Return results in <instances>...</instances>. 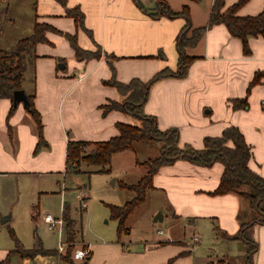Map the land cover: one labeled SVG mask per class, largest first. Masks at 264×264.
Returning a JSON list of instances; mask_svg holds the SVG:
<instances>
[{"label":"crops","instance_id":"crops-1","mask_svg":"<svg viewBox=\"0 0 264 264\" xmlns=\"http://www.w3.org/2000/svg\"><path fill=\"white\" fill-rule=\"evenodd\" d=\"M139 1L146 9L152 8L155 2ZM163 1L173 12L187 7L192 28L207 23L213 4V0ZM236 1L224 0V5L229 7ZM25 5L32 9L27 24L31 32L36 22L49 24L64 34L74 35L77 46L83 50L93 51L97 46L100 57L75 62L71 76L77 78L68 79L56 72V64L62 63L65 68L66 59L75 58L64 37L48 33L50 43L36 45L34 82L29 89L23 86V90L26 94L33 91L34 108L40 114L42 136L47 146L32 155L37 137L30 135L29 129L18 122L17 113L24 119L27 117L34 127L35 124L25 108L21 110L17 104L14 114L6 117V138L0 139V174L11 170L29 173L47 168L54 164L53 153L57 148L63 151L65 159L68 138L102 141L115 136L116 122L131 121L124 114H118L120 112L102 115L96 110L107 95L104 89L100 90V81L106 82L111 77L106 56L114 57L115 78L123 83L132 78L146 81L164 68L174 70L177 62L174 41L184 25L181 18L151 19L132 0H66L65 6L56 0H26ZM263 7L264 0H248L238 8L236 15L253 16ZM65 8H78L83 14V27L90 35L66 16ZM2 10L7 12L8 6ZM248 47L249 55H243L240 40L230 35L222 24L207 28L194 47L185 49L186 55L193 58L186 75L181 79L169 77L155 82L149 88L142 110L155 117L160 130L176 128L179 145L194 149L202 148L205 137H219L226 128L236 127L249 148L248 168L264 178V109L259 106L264 95V76L246 93L254 74L264 72V34L249 37ZM111 89H108L111 98H118V92ZM243 97L246 105L237 107L233 100ZM11 104L9 99H0V117L2 111L8 113ZM13 127L17 129L15 134ZM20 131L22 136H19ZM119 153L111 156L110 163ZM222 170L220 163L202 167L184 160L157 170L152 177V187L147 190L158 198L157 208L164 210L160 214L161 221L168 223L167 231L158 234L160 237L134 241L132 245L129 240L121 239V234L117 237L107 235L106 239L97 235L91 241L80 237L79 243L73 245L75 248L88 246L90 254L85 261L74 262L69 258L70 250L60 256L56 253L57 248L50 249L38 235L36 244L33 239L24 241L11 229L24 249L41 248L50 252L31 258L13 253L16 244L8 228L7 233L0 230V264H230L232 259L228 254H232V248L237 249V240H227L221 233L232 236L238 231L239 216L242 220L247 219L246 203L233 193L210 194L217 187ZM36 215L41 213L36 211ZM2 218L4 221L1 222ZM2 218L0 227L12 220L7 215ZM200 224L204 226L209 243H215L217 248L207 249L205 244L192 247L190 238L200 233L193 231L189 236L185 235V230L189 226L201 229ZM60 233L65 237L64 223ZM252 236L257 242V250L251 263L264 264V225L254 226Z\"/></svg>","mask_w":264,"mask_h":264},{"label":"trees","instance_id":"trees-1","mask_svg":"<svg viewBox=\"0 0 264 264\" xmlns=\"http://www.w3.org/2000/svg\"><path fill=\"white\" fill-rule=\"evenodd\" d=\"M59 4L65 6L66 0H56ZM146 16L151 19L165 17L168 19L181 18L184 25L179 30L174 47L177 53L176 68L174 70L164 68L153 74L148 80L141 81L132 78L123 83L115 78L114 67L112 66V56H106V63L111 71V77L108 84L121 96V100L113 102L114 104H105L103 113L113 108L119 109L122 113L129 116L132 122H116L115 128L117 134L102 141H76L67 139L65 146V173H76L79 165L84 162L89 165L99 166L97 172L108 173L111 156L131 148L132 143L141 142L148 144L150 142H159L160 147L156 157L147 159L141 163L144 174L135 184L120 183L121 187L133 191L135 196L126 201L121 206L109 205L111 217L117 221L116 233L119 235L126 232L125 221L133 210L142 203L146 189L152 187L151 181L153 175L162 166H168L175 161L184 160L194 165L210 167L214 163H220L223 166L219 182L211 195H223L233 193L242 198L246 203V220L239 216L238 231L232 236H226L227 240H237L246 247L244 261L246 264H252V255L257 250V242L252 238V229L256 225H264V178L251 171L247 162L250 157L248 146L245 144L242 135L236 127L226 128L219 137H205L201 149H194L191 146H180L179 134L176 128L160 130L154 116L144 114L142 107L147 100L149 88L157 81L165 78H183L193 58L187 56L186 48L196 45L203 32L214 25L222 24L226 27L228 33L237 37L242 45L243 55H249L248 38L264 34V7L253 16H237L236 11L248 0H237L229 7H225L224 0H213L209 13L208 21L204 26L192 28L187 7H183L179 12H173L163 0H155L154 6L146 9L139 0H132ZM67 17L73 19L77 27L90 33L83 27V14L78 8H65ZM48 33L58 34L64 37L74 51L76 59L89 60L99 59L100 53L96 46L95 50H83L76 44L74 35L64 34L49 24L36 22L33 25L32 32L20 38L8 49H0V99H9L12 102V92L23 89V80L26 73L27 63L32 66V72L29 74L30 83L33 84V61L36 58L35 47L40 43H50L47 39ZM264 72H256L250 81L246 93L259 84ZM28 105L26 112L32 118L37 131V143L33 153H37L40 147H46L47 144L42 136V123L40 114L34 108V94L31 90L26 94ZM237 107L246 105V98L233 100ZM235 105H233L234 107ZM16 106L11 104L7 117L13 114ZM89 148V150H85ZM243 214L242 212H240ZM61 217L64 222L65 243L68 244L65 252L72 251L74 248L73 220L68 216V208L63 204ZM9 234L15 240L13 253L21 257L31 258L37 254H47L48 251L41 248L24 249L16 241L13 232L9 229ZM51 253H55L52 251ZM57 253V252H56ZM60 256L62 253L59 254ZM71 255V253H70ZM65 256V255H64ZM70 260L71 256L69 257Z\"/></svg>","mask_w":264,"mask_h":264},{"label":"rangeland","instance_id":"rangeland-1","mask_svg":"<svg viewBox=\"0 0 264 264\" xmlns=\"http://www.w3.org/2000/svg\"><path fill=\"white\" fill-rule=\"evenodd\" d=\"M25 3L26 0H4L0 2V48H9L16 40L31 32V28L28 29L27 24L28 19L32 17V9L28 8ZM7 6V12L2 10V8ZM10 21H12L11 24ZM67 59L64 69L60 70L58 68V65L62 63L56 64V72H59L64 78L75 79L77 78L76 76H71L72 67L75 62L78 64L80 59ZM31 68L32 66L27 63L25 79L22 83L27 89L31 86L29 80V74L32 72ZM100 84V90L104 89L107 95L103 102L97 106L96 110L101 111L102 115L112 111L124 114L115 108L103 113L105 104H114V101H120L122 98L119 95H117L118 98L116 99L111 98L113 96L108 94V89H115L105 80H101ZM259 106L262 108L261 105ZM19 108L24 110L21 103ZM102 115L101 117H104ZM125 116L127 120H132L129 116ZM6 117L7 112L4 110V112L2 111V117H0V139L6 138L4 133ZM17 119L21 125L23 124L29 129L30 135L37 137L36 128L29 120H26L27 117L24 119L17 113ZM12 130L13 134H15V130L17 131L16 127H13ZM19 136H22L21 131ZM159 147L160 143L155 141L148 144L141 142L132 143L130 149L114 155L111 163L104 167L105 169L111 168L108 173L97 172L100 168L99 166L89 165L84 162L80 163L78 172L65 173L63 151H59L57 148L53 153L54 164L49 165L47 168L41 167L36 172L29 173L11 170L0 174V213L2 214L0 219L5 215L10 216L12 219L3 224L0 230L7 233L8 228L13 229L15 234L20 236L21 239H24V241L33 239L34 243H36L35 240L38 235L50 249H56L59 241L65 243V237L63 234L61 236V233L58 234L56 230H48L47 226L42 222L41 215L44 212H49L54 217H61L63 204L65 203L68 208V216L74 221L73 230H76V233L74 234L75 239L73 242L76 244L79 243L78 239L80 237L84 241L94 240L97 235H102L104 239H106L105 236L107 235H116L117 237V221L111 217L109 205L121 206L135 196L133 191L121 187L120 183L135 184L143 173L141 162L156 157ZM40 148L42 149V147ZM41 149L37 153L32 151V155H37ZM85 150L88 151L89 148ZM82 195H85V209L80 207ZM158 203L159 200L156 195L146 189L142 203L127 217L125 227L129 233L122 232L121 239H124V241L129 240L131 243L129 244L132 245L135 244L134 241L138 242V240L143 241L157 236L160 237L156 230L167 231V220L154 222V218L158 213L161 214L164 211L163 209L160 211V208H157ZM36 211L41 213V215H36ZM35 215L36 218L34 217ZM200 228L197 229L195 227L194 229L193 226H189L185 230V235L190 236L193 231L200 233L199 236L202 235L200 242L192 244V247H196L198 244H205L207 249L217 248L215 243H209L202 224H200ZM236 242L237 249L232 248L230 250L232 254H228V258L232 259L230 264H246L243 257L245 246L239 241ZM67 263L69 264V262Z\"/></svg>","mask_w":264,"mask_h":264},{"label":"built area","instance_id":"built-area-1","mask_svg":"<svg viewBox=\"0 0 264 264\" xmlns=\"http://www.w3.org/2000/svg\"><path fill=\"white\" fill-rule=\"evenodd\" d=\"M260 105L264 109V95L260 99ZM80 207H81V209L86 208L85 195H82L80 198ZM41 218H42L43 224H45L47 226L48 230H51V231L56 230V232L58 234H60L61 229L63 227V223H64L62 217H54L49 212H44V213H42ZM156 233L162 234L163 232H162V230H157ZM199 241H200L199 235H193L190 238L191 244H196ZM67 246H68L67 243H63V242L59 241V243L57 245V253L58 254L63 253L66 250ZM89 254H90V250H89L88 246H80L78 248H74L71 251L70 256H71V259L75 262V261L85 260L89 256Z\"/></svg>","mask_w":264,"mask_h":264},{"label":"water","instance_id":"water-1","mask_svg":"<svg viewBox=\"0 0 264 264\" xmlns=\"http://www.w3.org/2000/svg\"><path fill=\"white\" fill-rule=\"evenodd\" d=\"M58 68L61 70L64 68L63 64H59ZM22 104V106L25 108L28 105V98L23 89L14 90L12 92V104L13 106H16L17 104ZM161 215L158 213V215L154 218V222L161 221ZM4 221V219H1V222Z\"/></svg>","mask_w":264,"mask_h":264}]
</instances>
